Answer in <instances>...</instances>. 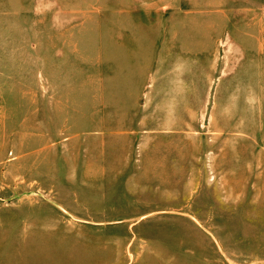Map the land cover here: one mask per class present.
Masks as SVG:
<instances>
[{
	"label": "rangeland",
	"instance_id": "obj_1",
	"mask_svg": "<svg viewBox=\"0 0 264 264\" xmlns=\"http://www.w3.org/2000/svg\"><path fill=\"white\" fill-rule=\"evenodd\" d=\"M0 264H264V0H0Z\"/></svg>",
	"mask_w": 264,
	"mask_h": 264
}]
</instances>
